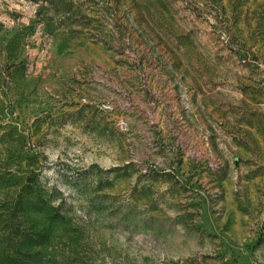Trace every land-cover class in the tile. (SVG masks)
<instances>
[{"label":"rangeland","instance_id":"374dc122","mask_svg":"<svg viewBox=\"0 0 264 264\" xmlns=\"http://www.w3.org/2000/svg\"><path fill=\"white\" fill-rule=\"evenodd\" d=\"M0 264H264V0H0Z\"/></svg>","mask_w":264,"mask_h":264}]
</instances>
